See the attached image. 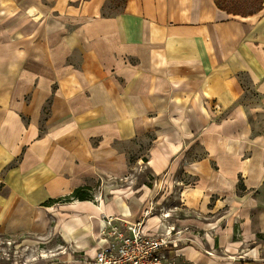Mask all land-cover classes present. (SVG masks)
Listing matches in <instances>:
<instances>
[{
    "label": "rangeland",
    "instance_id": "374dc122",
    "mask_svg": "<svg viewBox=\"0 0 264 264\" xmlns=\"http://www.w3.org/2000/svg\"><path fill=\"white\" fill-rule=\"evenodd\" d=\"M16 1L0 0V138L15 134L23 138L22 143H10L19 146L18 155H7L0 169L4 201L0 203V264H91L107 217L141 222L152 234L172 228L170 253L177 264H264V142L256 157L252 149L257 143H250L241 157L222 161L218 171L225 172L228 180L221 181L207 208L191 210L182 195L195 177L181 167L161 176L146 168L154 133H145L142 127L140 135H134V128L122 126L118 135H93L83 125L89 110L82 103L69 109L64 123L45 121L54 114L53 95L59 86L51 80L38 110L33 90L44 69L40 64L45 61V46L58 42L66 32L68 6L77 4L24 0L18 5ZM125 2L110 0L105 14L120 13ZM260 2L221 0V5L245 14ZM82 61L79 52L68 62L80 67ZM240 75L245 88L241 101L248 107L252 138L264 139V94L248 76ZM213 112L216 123L229 115ZM185 143L184 162L207 155L195 136ZM78 187H90L93 200L67 197ZM145 187L148 192H140ZM51 199L59 202L53 204ZM153 202L163 222L150 230L154 221L144 218V212ZM163 209L171 218L161 216Z\"/></svg>",
    "mask_w": 264,
    "mask_h": 264
},
{
    "label": "crops",
    "instance_id": "0c3cea01",
    "mask_svg": "<svg viewBox=\"0 0 264 264\" xmlns=\"http://www.w3.org/2000/svg\"><path fill=\"white\" fill-rule=\"evenodd\" d=\"M71 1L77 5L68 6L66 32L45 46L33 90L36 108L57 80L54 114L46 122H66L69 109L82 103L89 110L83 125L93 135H118L122 126L140 135L144 127L155 135L146 168L156 176L184 168L196 178L182 195L185 205L205 208L228 180L218 171L221 162L241 157L250 143H257L256 157L264 142L252 138L240 75L264 94V4L244 17L220 9L215 0H126L120 13L109 16L110 0ZM78 51L83 61L74 67L68 61ZM213 110L229 115L216 123ZM21 136H1L0 169L7 155H18L19 146L10 143H22ZM194 136L207 155L184 162L185 142Z\"/></svg>",
    "mask_w": 264,
    "mask_h": 264
},
{
    "label": "built area",
    "instance_id": "2783aa9c",
    "mask_svg": "<svg viewBox=\"0 0 264 264\" xmlns=\"http://www.w3.org/2000/svg\"><path fill=\"white\" fill-rule=\"evenodd\" d=\"M144 212V218L154 221V225L162 223L163 219L157 216V206ZM160 211L164 219L171 218L170 212ZM159 218V222L155 219ZM103 224L101 239L95 250L91 264H177L175 257L171 256V244L174 231L168 228L163 234H152L146 230L141 222L130 224L123 218L107 217Z\"/></svg>",
    "mask_w": 264,
    "mask_h": 264
},
{
    "label": "trees",
    "instance_id": "16d2710c",
    "mask_svg": "<svg viewBox=\"0 0 264 264\" xmlns=\"http://www.w3.org/2000/svg\"><path fill=\"white\" fill-rule=\"evenodd\" d=\"M216 4L218 5V7L226 12H228L229 14H233V15H239V16H244V17H247V16H251L253 14H256V13H259L262 8H263V4H264V0H261L260 4L258 7H255V10L254 11H250L248 13H241V12H237V11H232L224 6L221 5V0H215ZM90 190L91 188L89 187H81V188H78L76 189L70 196H68L70 199L72 200H78V201H81V202H87V201H92L93 200V196L91 195L90 193ZM51 202V201H50ZM59 201H56V200H52L51 203H57ZM53 204H50L48 206H52Z\"/></svg>",
    "mask_w": 264,
    "mask_h": 264
},
{
    "label": "bare ground",
    "instance_id": "6f19581e",
    "mask_svg": "<svg viewBox=\"0 0 264 264\" xmlns=\"http://www.w3.org/2000/svg\"><path fill=\"white\" fill-rule=\"evenodd\" d=\"M22 0H17L16 2L18 3V5H19V3L21 2ZM144 190H146L147 192H148V189H147V187H145V188H143V189H141V191L140 192H143ZM146 197V196H145ZM145 197H144V199H145ZM158 222H159V218H155ZM210 238V240L212 241V238H211V236L209 237Z\"/></svg>",
    "mask_w": 264,
    "mask_h": 264
}]
</instances>
